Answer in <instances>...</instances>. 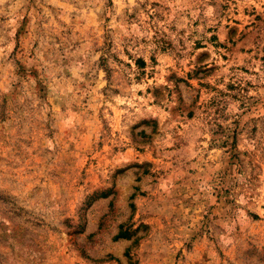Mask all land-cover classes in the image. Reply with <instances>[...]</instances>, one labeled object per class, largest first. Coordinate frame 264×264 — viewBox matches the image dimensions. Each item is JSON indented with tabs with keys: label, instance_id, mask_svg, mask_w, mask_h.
<instances>
[{
	"label": "rangeland",
	"instance_id": "obj_1",
	"mask_svg": "<svg viewBox=\"0 0 264 264\" xmlns=\"http://www.w3.org/2000/svg\"><path fill=\"white\" fill-rule=\"evenodd\" d=\"M0 264H264V0H0Z\"/></svg>",
	"mask_w": 264,
	"mask_h": 264
},
{
	"label": "trees",
	"instance_id": "obj_2",
	"mask_svg": "<svg viewBox=\"0 0 264 264\" xmlns=\"http://www.w3.org/2000/svg\"><path fill=\"white\" fill-rule=\"evenodd\" d=\"M141 68H143V66H140ZM129 236H128V234H127V232L126 231H123V232H120L116 237H115V239H121V238H123V239H127Z\"/></svg>",
	"mask_w": 264,
	"mask_h": 264
}]
</instances>
